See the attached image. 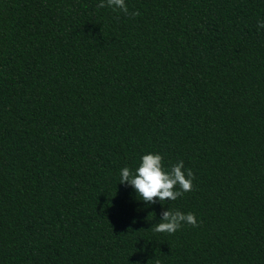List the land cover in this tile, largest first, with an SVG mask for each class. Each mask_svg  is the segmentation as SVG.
<instances>
[{"label":"trees","instance_id":"16d2710c","mask_svg":"<svg viewBox=\"0 0 264 264\" xmlns=\"http://www.w3.org/2000/svg\"><path fill=\"white\" fill-rule=\"evenodd\" d=\"M100 2L0 0V264H264V0ZM148 153L193 190L120 184Z\"/></svg>","mask_w":264,"mask_h":264},{"label":"clouds","instance_id":"9594fccd","mask_svg":"<svg viewBox=\"0 0 264 264\" xmlns=\"http://www.w3.org/2000/svg\"><path fill=\"white\" fill-rule=\"evenodd\" d=\"M110 7L114 11L119 10L126 16L136 17L139 11L129 13L125 0H101L98 8ZM259 28H264V20L258 23ZM120 184L131 186L135 189L141 200L146 205L155 204L157 201H175L186 192L193 190L194 173L191 169L185 170L181 160L173 164L170 170H165L163 157L158 153H148L141 157L139 166L133 172L124 167L120 172ZM161 222L153 227L156 233L174 234L182 225L188 224L199 227L195 214H187L176 210H164L161 212ZM135 222V221H133Z\"/></svg>","mask_w":264,"mask_h":264}]
</instances>
